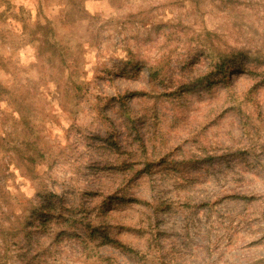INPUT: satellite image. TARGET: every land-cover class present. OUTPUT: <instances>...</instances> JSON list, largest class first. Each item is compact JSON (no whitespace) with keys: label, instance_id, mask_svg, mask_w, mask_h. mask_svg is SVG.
Here are the masks:
<instances>
[{"label":"rangeland","instance_id":"1","mask_svg":"<svg viewBox=\"0 0 264 264\" xmlns=\"http://www.w3.org/2000/svg\"><path fill=\"white\" fill-rule=\"evenodd\" d=\"M0 264H264V0H0Z\"/></svg>","mask_w":264,"mask_h":264},{"label":"trees","instance_id":"2","mask_svg":"<svg viewBox=\"0 0 264 264\" xmlns=\"http://www.w3.org/2000/svg\"><path fill=\"white\" fill-rule=\"evenodd\" d=\"M49 216V215H48Z\"/></svg>","mask_w":264,"mask_h":264}]
</instances>
